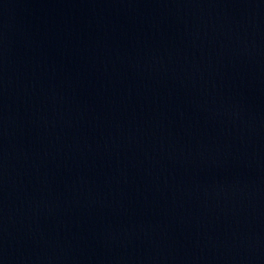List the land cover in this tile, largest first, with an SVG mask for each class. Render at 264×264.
<instances>
[{"label": "water", "instance_id": "water-1", "mask_svg": "<svg viewBox=\"0 0 264 264\" xmlns=\"http://www.w3.org/2000/svg\"><path fill=\"white\" fill-rule=\"evenodd\" d=\"M0 264H264V0H0Z\"/></svg>", "mask_w": 264, "mask_h": 264}]
</instances>
